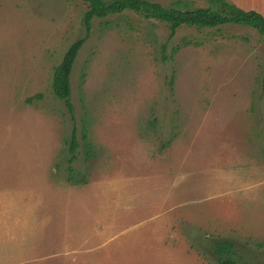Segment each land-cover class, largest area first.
Instances as JSON below:
<instances>
[{
	"label": "rangeland",
	"instance_id": "obj_1",
	"mask_svg": "<svg viewBox=\"0 0 264 264\" xmlns=\"http://www.w3.org/2000/svg\"><path fill=\"white\" fill-rule=\"evenodd\" d=\"M87 10L83 0H0V189L128 168L158 179L141 209L177 219L175 264H217L219 239L235 242L238 264H264V37L242 24L170 36L166 22L130 10L94 18L71 75L73 119L51 83L86 35Z\"/></svg>",
	"mask_w": 264,
	"mask_h": 264
},
{
	"label": "crops",
	"instance_id": "obj_2",
	"mask_svg": "<svg viewBox=\"0 0 264 264\" xmlns=\"http://www.w3.org/2000/svg\"><path fill=\"white\" fill-rule=\"evenodd\" d=\"M232 1L264 15V0ZM104 175L74 185L0 189V264L179 263L172 251L180 244L177 219L168 226L171 219L154 206L151 214L141 209L146 196L162 190L156 176L146 180L128 168Z\"/></svg>",
	"mask_w": 264,
	"mask_h": 264
},
{
	"label": "trees",
	"instance_id": "obj_3",
	"mask_svg": "<svg viewBox=\"0 0 264 264\" xmlns=\"http://www.w3.org/2000/svg\"><path fill=\"white\" fill-rule=\"evenodd\" d=\"M88 3L84 24L86 35L73 42L66 51L62 61L56 66L52 87L54 94L63 100L74 119L75 105L71 99V75L79 52L88 39L94 18L107 17L111 14L122 13L126 10L137 12L148 19L166 22L170 36H174L182 25L197 28H214L225 24H242L255 28L264 37V15L257 10H246L232 0H209L208 6L193 7L188 2L178 0L175 6H166L153 0H83ZM177 5V6H176ZM86 139V134H83ZM77 127L74 126L68 152L70 170L78 157ZM88 154V152H86ZM85 180L81 181L84 182ZM217 264H238L236 244L230 239H219L213 244Z\"/></svg>",
	"mask_w": 264,
	"mask_h": 264
}]
</instances>
